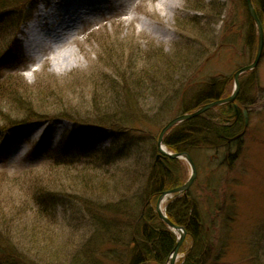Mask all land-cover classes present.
Segmentation results:
<instances>
[{
  "label": "rangeland",
  "instance_id": "obj_1",
  "mask_svg": "<svg viewBox=\"0 0 264 264\" xmlns=\"http://www.w3.org/2000/svg\"><path fill=\"white\" fill-rule=\"evenodd\" d=\"M155 2L142 0L145 11H133L132 21L127 9L120 7L117 12L104 9L91 30L81 29L70 37L69 30L61 29L52 50L77 55L80 62L70 68L52 70L48 62L38 64L27 54L22 29L26 23L15 37L16 53L8 51L0 59V118L19 123L26 103L35 114L45 110L54 114L49 121L40 119L7 128L0 121V244L18 246L29 264H35L36 259H40L36 264H124L121 257L126 249L121 241L127 239L121 237L120 225L130 216L115 217V197L126 184H136L132 169L135 173L146 170L155 158L157 150L152 154V144L156 147L160 128L179 114L186 98L181 94L202 90L210 79L224 81L254 59L256 46L246 44L250 16L245 0H182L169 17V37L165 39H158L139 22L142 17L158 23V14L147 12ZM49 6V0H31L25 11L35 20L41 7ZM12 39V34L0 28V46ZM166 61H185L187 66L182 68L177 62L175 74L187 71L188 79L177 100L158 117L133 112L138 121L135 127L146 136L145 143L140 154L115 162L114 148L121 145L115 141L116 133L78 123L98 124L91 119L95 106L112 105L122 95L113 97L115 90L109 87L114 82L120 87V83L116 76L111 79L109 71L126 70L129 85L135 73L147 74L142 81V98L147 99L145 105L157 106L149 96L164 87L158 77L168 71ZM240 81L248 114L239 157L228 164L222 157L225 149H194L190 155L196 175L189 191L197 201L203 226L209 230L206 239L214 244L212 258L217 256L219 264H264V45L255 70L242 74ZM135 94L130 87L128 96L120 101L127 105L126 98ZM53 123L57 127L51 131L52 139L45 150L40 149ZM65 137L68 143L85 137L94 150H109L112 160L85 155L60 163L47 158ZM179 161L182 166H173L187 179L190 167ZM167 198L162 206L173 200ZM149 205L155 207V203ZM191 245L186 240L184 250ZM35 247L40 249L39 255L34 254Z\"/></svg>",
  "mask_w": 264,
  "mask_h": 264
},
{
  "label": "trees",
  "instance_id": "obj_2",
  "mask_svg": "<svg viewBox=\"0 0 264 264\" xmlns=\"http://www.w3.org/2000/svg\"><path fill=\"white\" fill-rule=\"evenodd\" d=\"M252 2L258 18L264 26V0H252ZM29 3H31V0H0V28L2 32L5 31L13 36L15 35L20 24L30 16V13L25 11V5ZM248 24L250 29L246 35V44L253 45L254 47L256 46L257 35L255 26L250 18H248ZM13 39L7 40L6 46H0V48H3L0 56L5 50L12 49L14 51L13 49L16 45ZM177 62H179L181 68L182 65L187 66L185 61ZM177 62L176 64H172L166 61L168 71L163 77H158V81L163 83L164 87L156 90L149 96V100L151 98L158 102L155 107L145 105L144 103L147 99L145 97L142 98V81L145 80L144 78L147 77V74L135 73L137 76L133 79V83L129 85L128 81H125L128 77L125 73L126 70L124 72L123 70H119L120 72L109 71V74L113 76L112 80L116 76L120 87L115 86V82L111 84L107 83L105 78L102 79L107 84H111L109 87L111 90H115L114 98L116 95H122L116 97L112 105H104L102 108L95 106L91 119L97 121L98 124L81 122L78 125L86 128H92L93 125H96L97 127L115 132L117 140L121 143L119 147L114 148L115 162L127 160L129 158L126 157L133 153L140 154L141 148L145 143L146 136L140 129L135 127L138 126V121L133 112L142 116L145 113H151V117L155 118L160 115L159 112L163 108L170 106L177 100L183 83L189 77V72L187 71H184L182 75L181 73L175 74L178 68ZM127 71L129 72V70ZM171 71H174L173 75H170ZM244 74H248V72ZM175 76L179 78L176 81L174 80ZM131 77L133 76L131 75ZM140 77H142V80H140ZM13 84L16 83L14 82ZM130 87L135 89L136 94L130 96V98L127 97V105H124L120 99L124 95L128 96ZM1 88L3 86H0V90ZM231 89L232 76L227 77L224 81L210 79L203 86L202 90L192 92L191 94L187 93L185 96L184 94L180 95L182 98H186H183L182 107L178 113L193 111L202 104L224 98L230 94ZM10 94L11 92L8 93V97H10ZM245 100L244 85L240 81V90L236 96V103L239 106L237 116L233 115L231 104L226 103L217 106L202 115L184 120L174 126L163 138L165 146L172 152L189 153L194 149H198V147H207L208 149L211 148L217 151L225 149L222 157L226 160V163H234L239 157L242 147V135H237L240 134L244 126L242 111L248 104ZM115 103L118 106L115 107ZM131 103L132 105L134 103V106H131ZM26 105L22 107L24 112L21 115L19 123H8L9 119L0 118V121L4 124V128L40 119L49 121L53 118L54 114H52V111H39L35 114V112H32V109H29L31 104L26 103ZM93 107L92 105L91 108ZM33 109L36 110L34 107ZM37 109L41 110L38 107ZM41 115L43 118H40ZM74 124L77 125V122H74ZM232 146L236 148L231 152ZM155 150L156 147L152 144V154ZM85 155L98 156V158H103V160L105 158L109 162L112 160L109 150L102 149L95 151L87 144L85 137L70 143L67 142V137L63 138L55 151L49 152L48 158L51 157L54 161L65 163L67 159H76L79 156ZM175 164L182 166L181 162L177 159L164 158L163 164H161L154 158L146 170L135 173V170L132 169L134 173L132 180L136 184L134 186L132 183L126 184L115 197V217H120L119 215L121 214H128L130 216L128 221L120 225V235L122 238L125 237L127 239L121 241L124 242L126 249H124L125 251L121 257V262L124 264H165L175 246L176 235L158 217L154 208L149 205V203L154 204L156 202L161 192L180 186L185 182L186 178L176 172V168L173 166ZM128 186L133 190L127 189ZM165 212L171 222L183 227L186 234L184 243L186 240L192 243L186 250L183 248L184 243L182 244L181 252L184 253V256L180 261L181 264H219L217 256L211 257L214 244H209V241L206 239V233L209 230L206 226H203V218L201 217L197 201L190 195L189 190L184 194L174 195L173 200L171 199L166 204ZM106 228L107 224L102 225L103 231ZM34 249V252L36 251L34 254L38 253L36 255H39L40 249L36 247ZM25 258L26 255L23 256V253L19 252L18 246L0 244V264H29ZM36 260L34 261L39 263L40 259Z\"/></svg>",
  "mask_w": 264,
  "mask_h": 264
},
{
  "label": "bare ground",
  "instance_id": "obj_3",
  "mask_svg": "<svg viewBox=\"0 0 264 264\" xmlns=\"http://www.w3.org/2000/svg\"><path fill=\"white\" fill-rule=\"evenodd\" d=\"M142 0H49L52 5L51 10L45 14L39 16L29 26H23L26 29L23 40L27 54L35 59L38 64L48 62L50 69L61 70L66 69L78 64L80 58L73 53L61 52L55 53L52 50V45L57 42L58 32L61 29L69 30L70 37L77 33L80 27L85 25L90 26L94 23H98L96 20L100 17L104 9L110 11H116L120 7H125L127 13L130 15L129 20L134 19L133 11L141 10L145 11V4L141 3ZM182 0H156L153 5H150V9L147 11L154 16L158 14V23L146 22L144 18H140L139 22L141 27L146 28L149 32L155 35L158 39H165L169 37L168 32V20L173 15L175 10L181 6ZM152 7V8H151ZM192 10V9H191ZM117 12V11H116ZM194 19L195 16H189ZM87 19V20H86ZM61 30V31H60ZM142 30V29H141ZM181 36L185 33L179 29ZM69 37V38H70ZM63 45H59L60 47ZM58 46V47H59ZM57 125L51 124L48 129V137L41 142L40 149H44L51 141V131L55 129ZM60 127V126H59ZM63 129L62 127H60ZM29 132V130L27 131ZM38 136V134H34ZM178 236V233L176 232ZM180 255L176 261L180 260Z\"/></svg>",
  "mask_w": 264,
  "mask_h": 264
},
{
  "label": "water",
  "instance_id": "obj_4",
  "mask_svg": "<svg viewBox=\"0 0 264 264\" xmlns=\"http://www.w3.org/2000/svg\"><path fill=\"white\" fill-rule=\"evenodd\" d=\"M245 2H246V7L248 10L249 16H250L251 20L255 23V26L257 29V49H256V53H255L253 61L250 64L239 68L233 74L234 87H233L232 93L230 94V96H228L226 98L217 99V100L211 101L209 103L203 104L202 106H200L197 110H195L193 112L179 114V115L171 118L160 129L159 134H158V139H157L158 153L156 155V158L158 159L160 156H168L171 159H183L190 166V170H191L188 179L181 186H178V187L172 188L170 190H166V191L161 192V194L157 198V201L155 204V212L158 214L159 218L174 233H176V232L178 233L175 246L173 247L171 254L169 255V257L167 259V264H175L176 263V259H177L178 254H179L180 247H181V245L185 239V231H184L182 226H179V225L171 222L169 219H167L165 213L161 209V203L169 195H172L174 193L177 194V193L186 192L189 189L190 185L192 184V182L195 178L196 168H195V164H194V162H193V160H192V158L188 152L173 153V152H169L165 148H163V136L165 135V133L167 131H169L173 126L180 123L181 121L196 117V116L204 113L205 111H207V110H209V109H211L217 105L223 104V103H231L232 107L234 109V115L237 114L238 108H237V105L234 103V101H235V98H236L238 91H239V88H240L239 76L241 73H243L245 71L252 70L257 66V64L260 60L262 50H263V45H264L263 27H262V24H261L257 14H256V11L253 7L252 1L251 0H245ZM244 118H245L244 125L246 126L247 125V115H246L245 111H244Z\"/></svg>",
  "mask_w": 264,
  "mask_h": 264
}]
</instances>
